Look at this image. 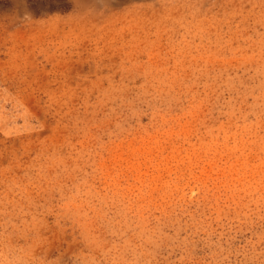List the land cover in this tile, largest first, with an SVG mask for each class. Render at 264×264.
<instances>
[{
    "label": "rangeland",
    "instance_id": "374dc122",
    "mask_svg": "<svg viewBox=\"0 0 264 264\" xmlns=\"http://www.w3.org/2000/svg\"><path fill=\"white\" fill-rule=\"evenodd\" d=\"M67 2L0 0V264H264V0Z\"/></svg>",
    "mask_w": 264,
    "mask_h": 264
},
{
    "label": "trees",
    "instance_id": "16d2710c",
    "mask_svg": "<svg viewBox=\"0 0 264 264\" xmlns=\"http://www.w3.org/2000/svg\"><path fill=\"white\" fill-rule=\"evenodd\" d=\"M28 10L34 16L65 13L70 10L67 0H27Z\"/></svg>",
    "mask_w": 264,
    "mask_h": 264
}]
</instances>
